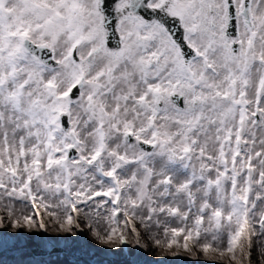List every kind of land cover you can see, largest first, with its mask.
<instances>
[{"label":"snow or ice","instance_id":"6c2138e0","mask_svg":"<svg viewBox=\"0 0 264 264\" xmlns=\"http://www.w3.org/2000/svg\"><path fill=\"white\" fill-rule=\"evenodd\" d=\"M85 229L264 264V0H0V233Z\"/></svg>","mask_w":264,"mask_h":264},{"label":"rangeland","instance_id":"374dc122","mask_svg":"<svg viewBox=\"0 0 264 264\" xmlns=\"http://www.w3.org/2000/svg\"><path fill=\"white\" fill-rule=\"evenodd\" d=\"M41 215L43 216V213H41ZM45 223H48L47 218H45ZM27 239H31L29 243L38 251L32 253L31 257L18 259L22 264H39V260L37 259L45 258V256L42 255H48V252L44 254L43 250L47 251L50 247L57 249L53 251V254L58 252V249L61 250L59 254L57 253L59 256L53 257L56 261L67 260L73 262V259H75L73 256L75 254H77V257H80L82 254L87 253L88 258L86 261L89 264H98V262L102 264H115L121 256L124 257L122 260L123 264H226L227 262V258L221 259L218 256H213V258L209 260L200 252H197L196 260H193L190 254L183 251L173 257L164 253L163 250L152 246L146 238H143L142 242L149 245L147 249L125 246L122 250H112L98 244L89 235L87 229L83 232H78L76 236L51 231L47 234L42 232H33L29 234L25 231L15 236L10 232L0 233V255H7L5 253H8L10 247L23 246V244H26ZM131 240L132 238L129 237L130 244ZM12 244L14 246H12ZM68 252L72 257L67 256L69 255ZM125 252L127 254H125ZM11 255H14V258L11 259L14 263L17 261V257L15 254ZM210 255L212 254L210 253ZM254 259H258V257H254ZM0 260H4V257H1Z\"/></svg>","mask_w":264,"mask_h":264},{"label":"trees","instance_id":"16d2710c","mask_svg":"<svg viewBox=\"0 0 264 264\" xmlns=\"http://www.w3.org/2000/svg\"><path fill=\"white\" fill-rule=\"evenodd\" d=\"M29 240H31V239H27L26 244H23V246H22V248L24 249V251H23L22 254H21L22 257H25V256H31L30 251L27 250V249L32 248L33 245H31V244L29 243ZM24 243H25V242H24ZM57 255H58V254L46 255L45 258H41L40 260L47 261V262H49V263H51V264H71V263H72V264H89V263L86 261V259L88 258L87 253H84V254H82V256L73 259V262H69V261H67V260L56 261V260L53 259V257H56ZM58 256H59V255H58ZM67 256H68V255H67ZM50 257H51V258H50ZM9 258H10V257H7V259H9ZM46 258H47V259H46ZM123 258H124V257L121 256L115 264H123V263H122ZM97 261H98V260H97ZM1 264H9V263H8V260H6V261H3ZM98 264H102V263L98 262Z\"/></svg>","mask_w":264,"mask_h":264},{"label":"water","instance_id":"95a60500","mask_svg":"<svg viewBox=\"0 0 264 264\" xmlns=\"http://www.w3.org/2000/svg\"><path fill=\"white\" fill-rule=\"evenodd\" d=\"M54 250H57V249H55V248H52V249H51V251H50V252H48V253H52ZM58 250H59V251H61L60 249H58ZM59 251H58V252H59ZM44 254H46V252H44Z\"/></svg>","mask_w":264,"mask_h":264},{"label":"bare ground","instance_id":"6f19581e","mask_svg":"<svg viewBox=\"0 0 264 264\" xmlns=\"http://www.w3.org/2000/svg\"><path fill=\"white\" fill-rule=\"evenodd\" d=\"M34 253H36V252H34Z\"/></svg>","mask_w":264,"mask_h":264}]
</instances>
